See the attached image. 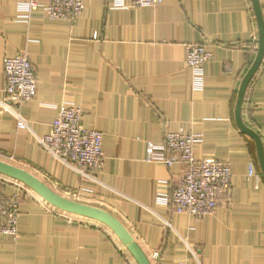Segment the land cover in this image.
<instances>
[{"label": "crops", "instance_id": "1", "mask_svg": "<svg viewBox=\"0 0 264 264\" xmlns=\"http://www.w3.org/2000/svg\"><path fill=\"white\" fill-rule=\"evenodd\" d=\"M28 2L0 0V156L67 196L86 198L75 201L109 211L152 264H264V175L254 141L235 121L258 48L252 1L117 9L114 0H82L83 14L73 21L51 20L40 8L26 23L19 16ZM191 44L212 54L200 80L187 65ZM22 52L38 85L35 99L17 109L27 125L19 128L4 105V61ZM63 103L81 108L83 129L103 134L100 170L81 176L40 145ZM242 118L264 145V61ZM167 131L199 135L197 159L231 166V195L203 218L179 214L171 202L184 165L146 162L148 145H161ZM1 185L21 198L18 235H0V264H137L102 224L56 211L16 183Z\"/></svg>", "mask_w": 264, "mask_h": 264}, {"label": "built area", "instance_id": "2", "mask_svg": "<svg viewBox=\"0 0 264 264\" xmlns=\"http://www.w3.org/2000/svg\"><path fill=\"white\" fill-rule=\"evenodd\" d=\"M165 0H114L117 9L157 7ZM44 9L54 21H73L82 16V0H29L21 7L19 19L28 23L32 15ZM187 65L197 79H201L204 65L212 54L202 44H191L187 48ZM6 77L5 109L16 113L18 127H26L17 109L35 99L38 79L27 54L6 57L4 61ZM82 110L72 103H63L58 108L52 125L51 135L40 140V145L61 163L73 167L81 176L100 170L104 163L103 134L97 130L83 129ZM200 142L199 135L166 132L161 145L150 143L147 148V163H162L167 167L182 164L186 171L181 186L173 192L171 202L179 214H187L195 219L213 213L220 203L232 192V169L228 162L215 158L197 159L194 148ZM254 168L250 167V173ZM0 176V235H18L19 194H6ZM159 200L167 204L165 194ZM158 256V254H156Z\"/></svg>", "mask_w": 264, "mask_h": 264}, {"label": "water", "instance_id": "3", "mask_svg": "<svg viewBox=\"0 0 264 264\" xmlns=\"http://www.w3.org/2000/svg\"><path fill=\"white\" fill-rule=\"evenodd\" d=\"M254 14L258 24V48L256 58L240 85L236 104L235 121L239 130L250 137L257 150L260 169L264 175V145L260 136L244 124L242 118L243 105L248 87L257 75L264 61V16L260 0H251ZM0 174L14 179L34 191L46 203L73 215L94 220L108 227L118 237L137 264H152L151 260L135 241L127 228L111 213L94 206H89L77 201L65 199L46 186L41 180L28 171L0 160Z\"/></svg>", "mask_w": 264, "mask_h": 264}, {"label": "rangeland", "instance_id": "4", "mask_svg": "<svg viewBox=\"0 0 264 264\" xmlns=\"http://www.w3.org/2000/svg\"><path fill=\"white\" fill-rule=\"evenodd\" d=\"M41 140V139H40ZM0 160H2V161H4V162H7V163H9V164H12V165H14V166H16V167H19L20 168V166L17 164V163H15L14 161H12L13 159H5L4 157H2V156H0ZM22 169V168H21ZM30 173V172H29ZM2 177H4L5 179H7V181L9 182V183H16V184H18L19 186H21L23 189H25L26 191H27V193H30L31 195H34L36 198H38V199H41L42 201H44L41 197H39L38 195H36L35 193H33L32 191H29V190H31L30 188H28L27 186H25V185H23L22 183H20V182H18V181H16V180H14V179H11V178H7L6 176H4V175H2ZM36 177V176H35ZM40 180V179H39ZM43 182V181H42ZM44 183V182H43ZM44 184H46V186L48 187V188H50L53 192H55L56 194H58L59 196H61V197H63V198H65V199H69V200H72V201H75V200H80V199H82V201L84 200L85 201V197L83 198V197H79V196H76V197H74V196H67V193H65V192H63V191H61L59 188H56L55 187V185H51L48 181H46ZM74 199V200H73ZM45 202V201H44ZM48 204V203H47ZM83 204H85V203H83ZM49 205V207H51L52 209H54V210H56V211H59V212H61V213H65L66 214V212H63V211H61V210H59V209H57V208H55V207H53L52 205H50V204H48ZM86 205H88V204H86ZM89 206H91V205H89ZM97 208H99V207H97ZM104 210V209H103ZM105 211H107V210H105ZM107 212H109V211H107ZM110 213V212H109ZM113 215V214H112ZM84 218V217H83ZM87 219V218H86ZM119 220V219H118ZM91 221H94V220H91ZM120 221V220H119ZM96 222V221H95ZM121 222V221H120ZM98 223V222H97ZM122 223V222H121ZM104 226V225H103ZM105 228H107L115 237H116V239L120 242V240L118 239V237L113 233V231H111L108 227H106V226H104ZM128 230V229H127ZM121 243V242H120ZM121 245L124 247V245L121 243Z\"/></svg>", "mask_w": 264, "mask_h": 264}, {"label": "trees", "instance_id": "5", "mask_svg": "<svg viewBox=\"0 0 264 264\" xmlns=\"http://www.w3.org/2000/svg\"><path fill=\"white\" fill-rule=\"evenodd\" d=\"M16 194H19V197L21 198V193L18 192V193H16Z\"/></svg>", "mask_w": 264, "mask_h": 264}, {"label": "bare ground", "instance_id": "6", "mask_svg": "<svg viewBox=\"0 0 264 264\" xmlns=\"http://www.w3.org/2000/svg\"><path fill=\"white\" fill-rule=\"evenodd\" d=\"M0 176H2V175L0 174Z\"/></svg>", "mask_w": 264, "mask_h": 264}]
</instances>
